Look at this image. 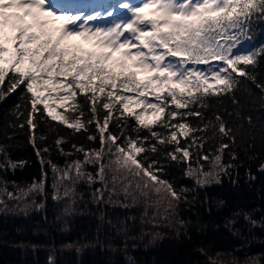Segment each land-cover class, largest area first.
Returning <instances> with one entry per match:
<instances>
[{"label": "snow or ice", "instance_id": "snow-or-ice-1", "mask_svg": "<svg viewBox=\"0 0 264 264\" xmlns=\"http://www.w3.org/2000/svg\"><path fill=\"white\" fill-rule=\"evenodd\" d=\"M119 8L127 14L125 17L117 18L112 10L71 11L58 0H0V85L8 78L7 88L0 89V99L23 85L22 99L29 108L25 122L19 127L27 124L42 167L47 163L52 169L53 199L74 200L78 182L94 183L98 177L105 185V189L98 190V200L104 199L103 192L111 183L114 193L119 189L125 198L131 197L133 201L142 198L158 210L163 207L167 213L184 198L182 193L186 190L178 192L157 175L163 172L158 159L145 166L148 158L137 160L136 156L145 151L152 154L163 151L157 144L146 147L154 137L159 145H175L168 152L169 159L178 160L179 154V160L185 161L193 143L203 147L198 140H204L209 127L221 141L225 137L235 141L233 130L226 128L219 116L215 117L216 124L209 122L204 128L191 127L186 118L202 116L195 105L206 109L210 107V97L231 93L244 84L238 77H246L264 92V84L257 83L254 74L259 59L264 58V47L236 51L245 38L251 39L254 24L264 21V0H127ZM6 28L13 33L7 39ZM75 38L90 45L91 50L70 43ZM5 42L12 47H5ZM5 64L7 68L3 67ZM141 74L147 78L141 80ZM37 89L48 95L41 97ZM78 93L83 95V100H77ZM150 94L154 95V101L148 99ZM232 98L235 100V96ZM48 101L64 104L71 101L67 105L71 114L66 110L54 115L56 109ZM41 104L42 109H38ZM130 105L142 107L143 112H129ZM113 109L119 117L125 112L134 116L140 128L148 129L149 135L143 140L139 136L128 137L123 131L119 136L112 132L105 136ZM38 112L40 115L36 116ZM165 113L167 117L160 127L170 132L153 131L143 119L144 115ZM48 118L59 120L73 130L72 134L83 129L86 138L97 142L99 147L86 151L73 144L77 152L84 154V159H77L63 169L51 160L45 161L42 152L49 153L50 148L37 147L35 129L41 120ZM140 128L136 129L138 133ZM190 132L201 135L198 140L181 146L178 136L188 137ZM121 137L125 139L118 144ZM63 142V138L57 139V147ZM226 148L229 145L221 142L211 160L197 153V167L189 164L187 175L194 176L200 186L220 183L221 173L227 174L233 167L222 162ZM0 154H4L12 168L22 166L7 160L2 146ZM201 160H209V170L205 171ZM89 164L96 166L95 175L85 170ZM46 179L47 173L42 172L40 181L25 187L15 185V191H8L7 184L0 181L3 185L0 205H5L6 197L22 203L27 210L30 197L46 194Z\"/></svg>", "mask_w": 264, "mask_h": 264}, {"label": "trees", "instance_id": "trees-1", "mask_svg": "<svg viewBox=\"0 0 264 264\" xmlns=\"http://www.w3.org/2000/svg\"><path fill=\"white\" fill-rule=\"evenodd\" d=\"M250 36L240 46L248 51L264 47V21L254 24ZM254 74L257 83L264 84V58L259 59ZM238 79L244 84L231 93L210 97V107L194 106L202 116L186 118L191 127L204 128L209 122L216 124L215 117L219 116L226 128L233 130L234 142L226 137L221 141L209 127L203 141L198 140L199 132L178 136L181 146H187L193 139L203 143L202 148L193 143L185 161L179 160V154L178 160L169 159L168 152L175 145H159L154 137L146 147L157 144L163 151L137 154V160L148 158L145 166L158 159L163 172L157 175L178 192L186 190L182 193L184 198L167 213L163 207L158 210L142 198L135 201L125 198L119 189L114 193L111 183L103 192L104 199L98 200V190L105 189L98 177L94 183L78 182L74 200L53 199L52 169L47 163L42 167L27 124L19 127L25 122L29 108L22 99L23 85L5 95L0 99V146L7 153V160L22 166L12 168L4 154H0L3 165L0 181L7 184L8 191H15V185L25 187L40 181L42 172L47 173V179L46 194L30 197L27 210L22 203L6 197L5 205H0V264H264V171H261L264 92L246 77ZM7 84L6 77L0 89H6ZM83 98L78 93L77 100ZM37 107L42 109L43 105ZM116 107L119 108V103ZM39 115L38 112L36 116ZM112 116L105 136L108 132L119 136L123 131L128 137L139 136L143 140L149 135L148 129L140 128L134 116L124 113L119 117L115 109ZM166 117L167 113L149 124L152 130L170 132L160 127ZM72 133L59 120L48 118L39 122L35 129L36 145L40 149L50 148L49 153L42 152L45 161L51 160L63 169L77 159H84V154L77 152L73 144L86 151L99 147L97 142L86 138L83 129ZM42 136L47 139H40ZM60 138L64 142L58 148L56 141ZM124 139L121 137L117 143H123ZM221 142L229 145L222 162L233 167L227 174L221 173L220 183L198 185L194 176L187 175L188 165L197 167V153L211 160ZM60 149L72 155L62 154ZM209 160L200 161L205 171L210 168ZM85 170L95 175L97 168L89 164ZM41 204L42 208L38 206Z\"/></svg>", "mask_w": 264, "mask_h": 264}, {"label": "rangeland", "instance_id": "rangeland-1", "mask_svg": "<svg viewBox=\"0 0 264 264\" xmlns=\"http://www.w3.org/2000/svg\"><path fill=\"white\" fill-rule=\"evenodd\" d=\"M64 1H65V5H67L68 8H71L73 11L83 9L85 12H90V11H93L95 9H98L100 11L107 12L108 10H112L114 13H116L117 18H122V17H125L127 15L125 12H123V10H121L119 8V4L121 2H127V0H70V1L64 0ZM132 2H138V0H132ZM75 7H77V8L75 9ZM106 19H108V18L106 17ZM4 31H5L6 39L8 36L13 35L11 29H9V28H6ZM70 43L79 44V45H82L83 47L91 50V46L88 44H85L79 38L73 39L72 41H70ZM5 47L11 48L12 45L5 42ZM236 51L247 52L248 49L246 47L242 46V47H239ZM6 59H7V57H6ZM215 63H220V62H215ZM3 67L7 68L8 65L5 64V65H3ZM25 67H27V65H25ZM200 67L204 68L206 66L201 65ZM139 78L141 80H145L147 77L145 75L141 74ZM98 82L99 81H97V83ZM37 94L40 95L41 97L48 95L47 92H40L39 89H37ZM128 94L133 95L132 93H128ZM148 99L154 101V95L150 94L148 96ZM48 103L50 104V106H52L56 109L53 112V114L59 116V115L63 114L66 110H68L67 105L71 104L72 102L69 101V102H67V104H64L60 101H48ZM119 107H120V103H119ZM129 112L142 113L143 108L136 106V105H130L129 106ZM125 113H128V112H125ZM159 117H160V115L148 114V115H144L143 119H144L145 123L151 124L154 121H156Z\"/></svg>", "mask_w": 264, "mask_h": 264}, {"label": "bare ground", "instance_id": "bare-ground-1", "mask_svg": "<svg viewBox=\"0 0 264 264\" xmlns=\"http://www.w3.org/2000/svg\"><path fill=\"white\" fill-rule=\"evenodd\" d=\"M67 1H70V0H67ZM59 3L63 4L64 6L67 7V5H65V1L64 0H58ZM77 7H75L76 9ZM69 10H72L71 8H68Z\"/></svg>", "mask_w": 264, "mask_h": 264}]
</instances>
